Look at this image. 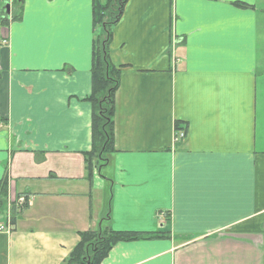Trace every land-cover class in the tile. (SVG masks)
Here are the masks:
<instances>
[{
    "label": "crops",
    "instance_id": "0c3cea01",
    "mask_svg": "<svg viewBox=\"0 0 264 264\" xmlns=\"http://www.w3.org/2000/svg\"><path fill=\"white\" fill-rule=\"evenodd\" d=\"M16 1L0 0V225L30 205L0 264H63L104 227L162 234L100 264H264V0L126 2L114 153L89 180L92 0Z\"/></svg>",
    "mask_w": 264,
    "mask_h": 264
},
{
    "label": "trees",
    "instance_id": "16d2710c",
    "mask_svg": "<svg viewBox=\"0 0 264 264\" xmlns=\"http://www.w3.org/2000/svg\"><path fill=\"white\" fill-rule=\"evenodd\" d=\"M127 1L92 0V26L94 31L97 28L101 29V35L96 34L92 44L91 88L86 99L91 106L90 150L83 153L87 180L92 177V169H99L106 165L109 156L114 153V97L118 89L120 69L110 63L108 49L113 26L121 18ZM14 5L17 8L16 0ZM236 6L248 7L242 3H237ZM2 13L5 15L4 10ZM19 15L13 14L12 20H17ZM4 18L1 24L6 26L8 22ZM0 194L5 195V187L0 188ZM161 234L158 232H115L108 227L79 233V242L63 264H100L118 243L150 241L159 238Z\"/></svg>",
    "mask_w": 264,
    "mask_h": 264
},
{
    "label": "built area",
    "instance_id": "2783aa9c",
    "mask_svg": "<svg viewBox=\"0 0 264 264\" xmlns=\"http://www.w3.org/2000/svg\"><path fill=\"white\" fill-rule=\"evenodd\" d=\"M185 134L181 131H176L174 135V142L183 140ZM30 205V199L28 197L20 196L13 200H10L6 210V220L4 224L0 225V233H10L12 230L11 219L13 217V210L20 211Z\"/></svg>",
    "mask_w": 264,
    "mask_h": 264
},
{
    "label": "water",
    "instance_id": "95a60500",
    "mask_svg": "<svg viewBox=\"0 0 264 264\" xmlns=\"http://www.w3.org/2000/svg\"><path fill=\"white\" fill-rule=\"evenodd\" d=\"M10 3H7L4 7L3 10L5 11L6 15H10ZM0 206H1V202H0Z\"/></svg>",
    "mask_w": 264,
    "mask_h": 264
},
{
    "label": "rangeland",
    "instance_id": "374dc122",
    "mask_svg": "<svg viewBox=\"0 0 264 264\" xmlns=\"http://www.w3.org/2000/svg\"><path fill=\"white\" fill-rule=\"evenodd\" d=\"M97 35H101V29L97 28L96 29ZM3 213V209H0V215ZM2 219V218H1Z\"/></svg>",
    "mask_w": 264,
    "mask_h": 264
}]
</instances>
